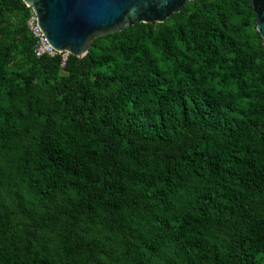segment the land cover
<instances>
[{
	"label": "trees",
	"instance_id": "trees-1",
	"mask_svg": "<svg viewBox=\"0 0 264 264\" xmlns=\"http://www.w3.org/2000/svg\"><path fill=\"white\" fill-rule=\"evenodd\" d=\"M0 0V264H264V45L251 0L33 54Z\"/></svg>",
	"mask_w": 264,
	"mask_h": 264
},
{
	"label": "water",
	"instance_id": "water-1",
	"mask_svg": "<svg viewBox=\"0 0 264 264\" xmlns=\"http://www.w3.org/2000/svg\"><path fill=\"white\" fill-rule=\"evenodd\" d=\"M36 16L46 43L83 58L91 43L135 24H161L195 0H21ZM264 45V0H251Z\"/></svg>",
	"mask_w": 264,
	"mask_h": 264
},
{
	"label": "built area",
	"instance_id": "built-area-1",
	"mask_svg": "<svg viewBox=\"0 0 264 264\" xmlns=\"http://www.w3.org/2000/svg\"><path fill=\"white\" fill-rule=\"evenodd\" d=\"M26 27L29 34L35 41V46L33 48V54L36 58L41 57H59L60 58V67L64 68L68 59L69 54L66 52H60L51 48L45 41L43 34L37 25L36 16L31 11L30 17L26 21Z\"/></svg>",
	"mask_w": 264,
	"mask_h": 264
}]
</instances>
